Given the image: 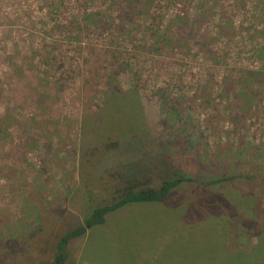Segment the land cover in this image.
<instances>
[{"label":"rangeland","instance_id":"obj_1","mask_svg":"<svg viewBox=\"0 0 264 264\" xmlns=\"http://www.w3.org/2000/svg\"><path fill=\"white\" fill-rule=\"evenodd\" d=\"M254 28L263 0H0V264H50L110 174L155 190L162 159L192 154L194 177L235 178L110 214L64 264H240L264 227V98L241 114L230 93L264 70Z\"/></svg>","mask_w":264,"mask_h":264},{"label":"trees","instance_id":"obj_2","mask_svg":"<svg viewBox=\"0 0 264 264\" xmlns=\"http://www.w3.org/2000/svg\"><path fill=\"white\" fill-rule=\"evenodd\" d=\"M264 2V0H263ZM219 31L218 34L224 35L225 33L222 31L223 28L218 27ZM264 29H253L252 32L254 35L258 36L259 39H264ZM244 73V78L242 79V85L247 88L246 91H243L242 89H237L236 93L235 90L232 89L230 91L232 97L234 98V101L237 102V97H242V100L238 105V109L240 110V113L242 114L244 111V106L246 108H249L250 104L253 100L262 101V98H264V70L262 71H247L242 70ZM113 80L114 76L108 77V80L106 82V88L108 89L107 92L110 94V90L113 89L116 92H119L121 94L128 93L130 91H122L113 86ZM252 85L256 86L255 89L249 90L248 86L246 85ZM118 90V91H117ZM131 93L135 95L136 93L134 91H131ZM156 95H160L159 97H162L161 91H156ZM259 96V98H257ZM136 100V98H135ZM166 115L168 113L166 112ZM166 120H169V116L165 118ZM169 123V121H168ZM140 126H138L139 129ZM137 129V130H138ZM104 128L102 125H100L99 132L103 134ZM116 131V130H115ZM136 131V130H135ZM131 132V131H130ZM107 134L106 132H104ZM124 133V132H123ZM120 134L114 133V136H120ZM190 157V158H189ZM187 157L188 163H191L193 166L191 169L186 164L184 167H180L178 164H174V161L169 160L168 158H164L161 160L159 169H158V178L160 180L159 186L155 190L150 189H143L142 186H144L147 181L137 180L134 178L130 179H121L117 175L110 174L112 178L115 177V179L119 180L118 184L111 188L110 195L108 197L107 202H103L101 199L99 202H90V200L86 202L87 207L89 208L88 214L84 216L81 220V223L74 228L67 230L55 243V251L53 253L51 263L50 264H64V262L68 258V254L66 251V245L70 240H73L75 238H79L83 235L88 234L89 229L94 227H103V225L106 222L107 217L119 210H122L125 207L129 206H137L142 204H149L161 201L163 198H166L175 188L180 186L184 183H190V184H196L204 187H211V186H223V184L230 183L235 178L231 175H226L220 178H217L213 175H208L206 177H194L193 171L195 169H198L199 171H203L206 169L207 164L209 163L206 161L207 159L205 157L197 156L198 162L197 164L193 160V154L191 156ZM190 162H189V161ZM181 168V169H180ZM191 172L189 173V171ZM201 174V173H199ZM96 196V194H95ZM95 196L92 195L93 198ZM228 201H232L234 203L235 208H238L240 206H244L243 204L245 202L252 203V197L248 194H230L226 195ZM235 212V209H233ZM250 222L254 223V219H250ZM120 223L117 225V230L120 231H126V229L122 228ZM255 243L252 245L251 249L246 253H232L227 256L229 257H237L240 264H253L257 260L264 259V227L259 229L256 233H253ZM227 254V253H225ZM224 258V257H223Z\"/></svg>","mask_w":264,"mask_h":264}]
</instances>
